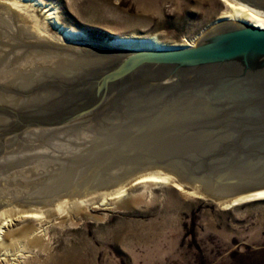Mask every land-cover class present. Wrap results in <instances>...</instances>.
I'll use <instances>...</instances> for the list:
<instances>
[{
	"label": "water",
	"instance_id": "1",
	"mask_svg": "<svg viewBox=\"0 0 264 264\" xmlns=\"http://www.w3.org/2000/svg\"><path fill=\"white\" fill-rule=\"evenodd\" d=\"M264 16V0H234ZM168 172L219 200L264 187V29L189 48L58 42L0 0V209Z\"/></svg>",
	"mask_w": 264,
	"mask_h": 264
},
{
	"label": "rangeland",
	"instance_id": "2",
	"mask_svg": "<svg viewBox=\"0 0 264 264\" xmlns=\"http://www.w3.org/2000/svg\"><path fill=\"white\" fill-rule=\"evenodd\" d=\"M41 1L55 7L62 24L96 43L121 35L157 37L170 44L195 39V46L224 9L221 0ZM42 8L33 12L40 22ZM45 27L53 36L60 33ZM148 172L163 176L165 171L136 176ZM145 181L128 185L110 200L103 198L106 189L66 196L85 201L58 210L53 209L58 200L2 207V217L15 212L5 229L19 239L8 252L1 247L0 264H264V198L227 205L226 198L193 193L192 186L172 174ZM23 209L42 213L23 217L17 213ZM32 225L42 237L38 245L19 234Z\"/></svg>",
	"mask_w": 264,
	"mask_h": 264
},
{
	"label": "bare ground",
	"instance_id": "3",
	"mask_svg": "<svg viewBox=\"0 0 264 264\" xmlns=\"http://www.w3.org/2000/svg\"><path fill=\"white\" fill-rule=\"evenodd\" d=\"M6 1L11 3L18 9H20L22 12H24L42 32H44L46 35H48L49 37H51L52 39L58 42L83 45V46L101 48V49L139 50V51L178 50V49L188 48V46H193L195 43V39L194 40L187 39L186 43H183V44H170V43H165L159 40L157 37H147V36L135 37V36H121V35H117L113 37L112 39H109L108 41H103L102 43H96L94 41L86 39L84 37L83 31L62 24L61 21L59 20L60 17H58L55 7H53L50 4H45L41 0H6ZM19 1L20 2L22 1V3H20ZM221 1L224 4L223 14L219 15L214 20H212L207 25L208 28H211L213 25L221 21L233 20V21L242 22L249 26H254L260 29H264V16H259L253 13L248 8H246L245 6L241 5L240 3L234 0H221ZM28 6L31 7V9H29ZM40 7L44 8L43 22H40L39 19L33 13L34 10H37ZM47 24L52 25L53 28H57V30L60 31L59 35L53 36L52 34H49L47 27H45ZM170 175L171 174L168 172H164L163 176H161L157 172H148L145 174H140L132 178L129 181H125L117 185L112 190H109V189L104 190V192H102L103 198L104 200L118 198L122 193L126 191V189L128 188V185L132 186V185H135L145 180L153 181L154 179H157V178L166 179ZM192 192L193 193L197 192L198 194L201 193L197 191L195 188H193ZM263 198H264V187H261V188L252 189V190H249L243 193H239L236 195L222 197L219 199V201L222 199H225V200H228L226 202L227 205H231V204L233 205L235 203L242 202L248 199H263ZM78 199L77 198H72V199L61 198L57 202L53 203L54 204L53 209L56 208L58 210L61 206H64L65 204L66 205L71 204L72 206L73 204L77 202ZM84 201L85 199H80V203ZM223 201H221V203ZM4 211L6 212L5 209L0 211V249L2 247L4 248L6 252H8L9 247L11 248L13 245H15L14 243L15 240L19 238L13 233H11L10 231H6L5 229L6 227L9 226V224H11L12 220L14 219L13 216L16 214L14 215L12 214L15 212H13L12 214L10 213L11 215H8V217L10 218H7V217L1 216V215H4ZM17 213L18 214L22 213L23 217H38L39 216L38 214L42 213V210L23 209ZM36 226L32 225L30 228L22 230L19 233L20 236L22 235L24 240H26V242L29 243V245H36V244L38 245V243L42 241V237L38 234L37 232L38 227Z\"/></svg>",
	"mask_w": 264,
	"mask_h": 264
}]
</instances>
